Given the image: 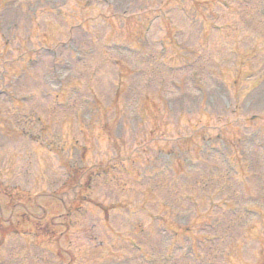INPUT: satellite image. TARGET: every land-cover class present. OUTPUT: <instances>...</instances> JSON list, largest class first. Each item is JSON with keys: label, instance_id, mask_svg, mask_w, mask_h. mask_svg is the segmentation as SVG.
Returning a JSON list of instances; mask_svg holds the SVG:
<instances>
[{"label": "rangeland", "instance_id": "obj_1", "mask_svg": "<svg viewBox=\"0 0 264 264\" xmlns=\"http://www.w3.org/2000/svg\"><path fill=\"white\" fill-rule=\"evenodd\" d=\"M263 5L0 0V264H264Z\"/></svg>", "mask_w": 264, "mask_h": 264}]
</instances>
